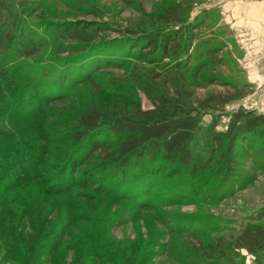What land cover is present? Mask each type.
Segmentation results:
<instances>
[{
  "label": "rangeland",
  "instance_id": "obj_1",
  "mask_svg": "<svg viewBox=\"0 0 264 264\" xmlns=\"http://www.w3.org/2000/svg\"><path fill=\"white\" fill-rule=\"evenodd\" d=\"M21 1L28 10L18 34L34 53L0 52V264H255L233 237L264 205V160L241 154L239 174L226 183L154 167L152 178L131 171L122 179L98 155L88 159V148L70 135L89 106L122 113L151 106L136 79L153 67L169 75L183 58L172 55L156 67L125 45L117 28L157 29V13L176 5L188 21L202 23L194 55L207 45L224 46L223 63L198 70L193 60L186 70L194 98L244 86L242 96L203 114L198 138L215 114L221 113L217 128H225L237 106L264 95V32L246 19L264 0ZM92 9L101 15H91ZM82 19L105 20L114 29L83 54L91 77L78 81L83 58L58 51L68 43L58 28ZM213 77L226 84L210 83ZM61 167L65 178L57 177ZM63 183L75 185L65 189Z\"/></svg>",
  "mask_w": 264,
  "mask_h": 264
},
{
  "label": "trees",
  "instance_id": "obj_2",
  "mask_svg": "<svg viewBox=\"0 0 264 264\" xmlns=\"http://www.w3.org/2000/svg\"><path fill=\"white\" fill-rule=\"evenodd\" d=\"M180 7L176 5L157 13L162 24L157 29L117 28L125 45L137 49L142 60L156 67H161L169 56L183 58L182 61H176V70L169 75L153 67L136 79L148 96L151 106L138 107L129 113L110 112L97 105L89 106L79 115L70 138L76 146L88 148L85 152L88 159L93 160L98 155L101 164L109 162L114 170L117 169L115 175L122 179H126L131 171H140L152 178L154 167L184 169L192 178L212 175L226 183L239 174L241 154L251 153L264 160V112L239 107L230 113L223 129L217 128L221 113L215 114L203 140L198 138L203 114L209 110H220L242 96L244 86L236 84L234 91L194 98V91L189 89L184 80L186 70L190 69L193 60H199L196 63L198 70L205 69L210 63H223L219 54L224 46L222 42L207 45L208 47L194 55L196 47L201 43L198 29L202 23L197 20L188 21L179 11ZM26 8L21 0H0V52L17 49L25 56L34 53V49L23 45L18 34L20 21L25 10H28ZM90 14L101 15L96 9H92ZM113 29L105 20L66 22L59 26L58 33L68 43L61 45L58 51L78 56L80 60L83 54L86 55V52L105 42L106 36ZM84 58L75 69L78 72L83 69L78 81L82 77H91V70L87 71ZM101 69L102 66L96 67V70ZM219 79L213 77L209 82L226 84ZM102 133L110 134L111 141H102ZM71 160L76 162L75 159ZM61 168L57 177L65 178L67 169ZM26 183L28 182L24 184ZM74 185L75 183H63V188ZM3 208L0 204L1 212L4 211ZM10 214L16 215L15 212ZM233 238L236 246L247 249L254 256L255 264H264V205L248 217L240 232Z\"/></svg>",
  "mask_w": 264,
  "mask_h": 264
},
{
  "label": "crops",
  "instance_id": "obj_3",
  "mask_svg": "<svg viewBox=\"0 0 264 264\" xmlns=\"http://www.w3.org/2000/svg\"><path fill=\"white\" fill-rule=\"evenodd\" d=\"M246 19H248L251 22V24H252L251 26H253L252 29H254V31L256 30V31H259L261 33L264 32L262 30V29H264V6L263 5L252 6L251 10L248 14V17ZM259 27L260 28L262 27V29H259ZM254 31H253V35H255ZM262 35L264 36V33H262ZM259 45L262 46V43H260ZM261 46H259L258 48L260 49Z\"/></svg>",
  "mask_w": 264,
  "mask_h": 264
},
{
  "label": "built area",
  "instance_id": "obj_4",
  "mask_svg": "<svg viewBox=\"0 0 264 264\" xmlns=\"http://www.w3.org/2000/svg\"><path fill=\"white\" fill-rule=\"evenodd\" d=\"M253 105H247V104H243V105H239L237 106V108L239 107H243L245 109H259L262 105L264 106V95L260 96L258 99L254 100ZM262 109H264V107H262Z\"/></svg>",
  "mask_w": 264,
  "mask_h": 264
}]
</instances>
